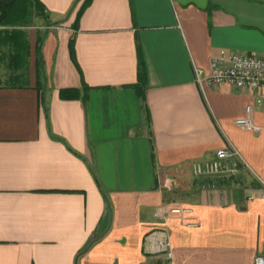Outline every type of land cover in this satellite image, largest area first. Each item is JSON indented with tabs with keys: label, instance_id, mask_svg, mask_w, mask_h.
<instances>
[{
	"label": "crops",
	"instance_id": "0c3cea01",
	"mask_svg": "<svg viewBox=\"0 0 264 264\" xmlns=\"http://www.w3.org/2000/svg\"><path fill=\"white\" fill-rule=\"evenodd\" d=\"M40 1L47 21L23 28L25 70L0 41V264H149L164 257L147 243L160 228L176 264H253L264 102L259 90L200 87L194 67L207 71L221 49L264 55V0H90L77 22L83 0ZM227 146L247 169L193 173ZM176 203L191 211L158 216Z\"/></svg>",
	"mask_w": 264,
	"mask_h": 264
},
{
	"label": "built area",
	"instance_id": "2783aa9c",
	"mask_svg": "<svg viewBox=\"0 0 264 264\" xmlns=\"http://www.w3.org/2000/svg\"><path fill=\"white\" fill-rule=\"evenodd\" d=\"M194 75L195 81L200 87L227 84L238 89L259 90L256 103L264 102V55L221 49L217 54L211 56L207 71L201 67H194ZM245 112L251 113L252 106L247 105ZM234 123L238 127L254 133L260 130V127L247 117L236 118ZM241 158L240 152L234 146L222 147L216 150L212 160L204 164H195L193 173L195 175L235 176L241 169L248 168L246 162ZM262 198L264 206V192ZM190 211V208L176 203L160 208L158 216L166 220L169 214H177L182 217ZM147 243L150 245V253L164 255L163 258L149 264H176L172 258L170 238L166 228L153 230L148 236ZM253 264H264V252L255 256Z\"/></svg>",
	"mask_w": 264,
	"mask_h": 264
},
{
	"label": "trees",
	"instance_id": "16d2710c",
	"mask_svg": "<svg viewBox=\"0 0 264 264\" xmlns=\"http://www.w3.org/2000/svg\"><path fill=\"white\" fill-rule=\"evenodd\" d=\"M90 0H83L78 13L76 22L83 11L84 7L89 3ZM33 12V13H32ZM32 14L37 16L45 17L47 9L40 0H0V41L2 44H8L12 49L11 60L16 65H20L24 70L26 69L27 56L29 55L28 42L26 39V32L23 28L31 25ZM75 22V23H76ZM44 34L38 33L36 39V60L35 65L37 68V76L40 77L42 74V58L40 54L41 43L43 41ZM69 53L74 61L75 50H74V39L69 40ZM145 83V73L142 66L139 65L138 69V82L140 86ZM10 85L24 86L26 82H17ZM83 90H86L88 86L83 82ZM60 94L64 98H75L79 95L77 88H65L60 91Z\"/></svg>",
	"mask_w": 264,
	"mask_h": 264
},
{
	"label": "rangeland",
	"instance_id": "374dc122",
	"mask_svg": "<svg viewBox=\"0 0 264 264\" xmlns=\"http://www.w3.org/2000/svg\"><path fill=\"white\" fill-rule=\"evenodd\" d=\"M33 13V12H32ZM32 18H31V25H29L27 28H32V29H35V28H39L40 27V29L41 30H43V28L45 27V24H46V22H45V17L43 18V17H41V16H37V14H36V16H35V14H32V16H31ZM47 21V20H46ZM43 27V28H42ZM26 30V29H25Z\"/></svg>",
	"mask_w": 264,
	"mask_h": 264
}]
</instances>
